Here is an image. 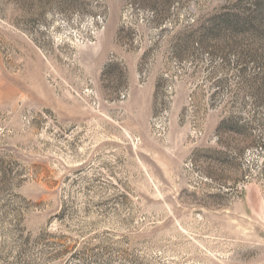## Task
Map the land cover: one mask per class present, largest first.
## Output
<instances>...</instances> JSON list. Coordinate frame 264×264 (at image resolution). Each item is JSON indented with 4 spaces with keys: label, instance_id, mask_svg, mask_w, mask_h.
<instances>
[{
    "label": "rangeland",
    "instance_id": "rangeland-1",
    "mask_svg": "<svg viewBox=\"0 0 264 264\" xmlns=\"http://www.w3.org/2000/svg\"><path fill=\"white\" fill-rule=\"evenodd\" d=\"M0 264H264V0H0Z\"/></svg>",
    "mask_w": 264,
    "mask_h": 264
}]
</instances>
